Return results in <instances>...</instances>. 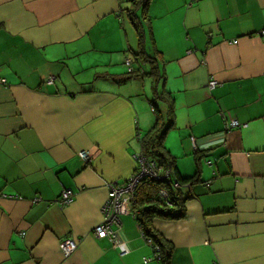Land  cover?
Returning a JSON list of instances; mask_svg holds the SVG:
<instances>
[{"label": "crops", "instance_id": "0c3cea01", "mask_svg": "<svg viewBox=\"0 0 264 264\" xmlns=\"http://www.w3.org/2000/svg\"><path fill=\"white\" fill-rule=\"evenodd\" d=\"M134 8L0 0V264H160L133 215L113 227L124 256L95 229L107 184L137 171L153 103L168 120L162 92L174 107L164 145L182 177L200 179L182 188L184 219L154 221L171 264H264V0H150L141 31L158 92L137 61ZM127 59L139 77L123 82ZM65 190L75 199L63 207ZM66 239L78 243L69 258Z\"/></svg>", "mask_w": 264, "mask_h": 264}, {"label": "trees", "instance_id": "16d2710c", "mask_svg": "<svg viewBox=\"0 0 264 264\" xmlns=\"http://www.w3.org/2000/svg\"><path fill=\"white\" fill-rule=\"evenodd\" d=\"M149 3L150 0H134L135 8L133 11H129L128 17L138 31L139 43L142 47L136 54L137 61L149 63L152 66L150 75L160 80L161 75L158 72L157 66L153 64L154 56H150L143 49L144 36L141 31V15L147 10ZM138 12H141L140 15H138ZM138 77L137 71H134L128 74V77L122 81L125 82ZM156 99L166 101L169 104L168 120L164 121L155 108L156 103H153L152 106L155 109L156 120L152 129L143 138H139L142 147L141 153L148 164H155L161 170L162 177L169 172L170 178L154 180L145 177L137 186L133 210L141 229L145 232L148 239H151L160 248V264H171L174 247L155 230L153 226L154 221L156 219L169 221L184 219L186 217L185 203L189 197H183L182 188L191 187L199 182L200 179L198 178V174L191 178H184L180 175L176 167L175 158L164 145L167 133L174 127L173 100L166 99L164 92L156 93ZM172 181H177L179 187H174ZM206 185L209 187L210 182ZM162 190L166 191L167 196L161 195Z\"/></svg>", "mask_w": 264, "mask_h": 264}, {"label": "built area", "instance_id": "2783aa9c", "mask_svg": "<svg viewBox=\"0 0 264 264\" xmlns=\"http://www.w3.org/2000/svg\"><path fill=\"white\" fill-rule=\"evenodd\" d=\"M125 66L128 68V74L136 71L133 67V61L127 59ZM48 84L54 83V78H50L47 81ZM216 82H211L210 86L213 88L216 86ZM240 124L236 121L226 123V129L230 130L233 128H239ZM80 158L85 164L92 162L91 154L88 151H82ZM138 162V171L128 180L123 183H109L107 184L108 199L102 208L103 219L102 222L96 227L95 232L97 237L100 239L109 238L116 246L121 248L122 256L128 253V248L125 243L118 242L116 231L113 229L114 226H120V218L124 215H133V206L136 200V189L138 184L145 178L149 177L154 180L162 178L169 179L170 173H166L165 176H161V170L156 167L155 164H148L142 153L135 156ZM171 181V180H170ZM174 187L178 188V182L172 181ZM162 196H167L165 190L161 191ZM9 198L22 200L20 196H11ZM75 193L72 190H65L60 198V204L63 207L69 206L74 202ZM142 235L147 238L145 232L142 230ZM150 244L154 247L155 256L160 260V248L156 246L151 239H147ZM78 248V243L74 239H66L60 242V250L65 258L71 257Z\"/></svg>", "mask_w": 264, "mask_h": 264}, {"label": "rangeland", "instance_id": "374dc122", "mask_svg": "<svg viewBox=\"0 0 264 264\" xmlns=\"http://www.w3.org/2000/svg\"><path fill=\"white\" fill-rule=\"evenodd\" d=\"M159 102V101H158ZM148 104V103H147ZM160 104V103H159ZM149 105V109H150V111H151V105L150 104H148ZM137 145H138V150H137V153L135 154V155H140L141 154V148H140V144H139V142L137 141Z\"/></svg>", "mask_w": 264, "mask_h": 264}, {"label": "water", "instance_id": "95a60500", "mask_svg": "<svg viewBox=\"0 0 264 264\" xmlns=\"http://www.w3.org/2000/svg\"><path fill=\"white\" fill-rule=\"evenodd\" d=\"M159 82H160V80L159 81H157V85H156V90L158 89V85H159Z\"/></svg>", "mask_w": 264, "mask_h": 264}]
</instances>
